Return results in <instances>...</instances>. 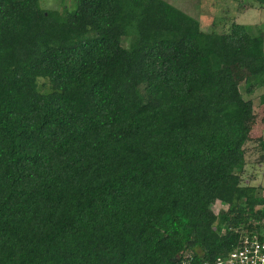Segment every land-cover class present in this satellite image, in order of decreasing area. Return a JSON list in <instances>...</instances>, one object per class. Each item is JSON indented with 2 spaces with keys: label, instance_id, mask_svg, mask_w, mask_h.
<instances>
[{
  "label": "trees",
  "instance_id": "1",
  "mask_svg": "<svg viewBox=\"0 0 264 264\" xmlns=\"http://www.w3.org/2000/svg\"><path fill=\"white\" fill-rule=\"evenodd\" d=\"M74 1L0 0V264L214 263L263 237L243 174L264 134L236 71L264 87V32L210 31L167 0Z\"/></svg>",
  "mask_w": 264,
  "mask_h": 264
},
{
  "label": "rangeland",
  "instance_id": "2",
  "mask_svg": "<svg viewBox=\"0 0 264 264\" xmlns=\"http://www.w3.org/2000/svg\"><path fill=\"white\" fill-rule=\"evenodd\" d=\"M41 5L47 9L73 10L76 6L74 0H40ZM190 15L200 19L208 30L222 32L227 30L233 20L254 25L258 30L264 32V7L254 2V7L244 12H239L237 0H167ZM240 81L241 91L246 99H253L254 112L250 115L249 122L255 126L253 129V140L264 134V87H258L253 93L247 92L249 79L244 72V67L236 71ZM253 79V78H252ZM253 81V80H252ZM247 164L243 174L244 182L260 186V194L264 195V160H261L262 152L258 148L257 141H250L246 145ZM226 207L222 203H217L213 207L218 211Z\"/></svg>",
  "mask_w": 264,
  "mask_h": 264
},
{
  "label": "built area",
  "instance_id": "3",
  "mask_svg": "<svg viewBox=\"0 0 264 264\" xmlns=\"http://www.w3.org/2000/svg\"><path fill=\"white\" fill-rule=\"evenodd\" d=\"M183 264H198L185 261ZM203 264H264V236L258 233L246 232L241 243L228 255L220 257L214 263Z\"/></svg>",
  "mask_w": 264,
  "mask_h": 264
},
{
  "label": "water",
  "instance_id": "4",
  "mask_svg": "<svg viewBox=\"0 0 264 264\" xmlns=\"http://www.w3.org/2000/svg\"><path fill=\"white\" fill-rule=\"evenodd\" d=\"M178 260H180V257H178V258L176 259V261H178Z\"/></svg>",
  "mask_w": 264,
  "mask_h": 264
}]
</instances>
